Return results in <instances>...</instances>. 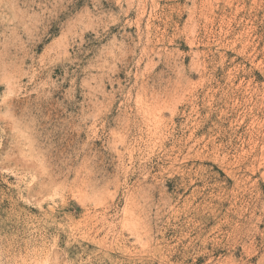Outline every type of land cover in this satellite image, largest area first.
Wrapping results in <instances>:
<instances>
[{
    "label": "rangeland",
    "instance_id": "374dc122",
    "mask_svg": "<svg viewBox=\"0 0 264 264\" xmlns=\"http://www.w3.org/2000/svg\"><path fill=\"white\" fill-rule=\"evenodd\" d=\"M0 264H264V0H0Z\"/></svg>",
    "mask_w": 264,
    "mask_h": 264
}]
</instances>
